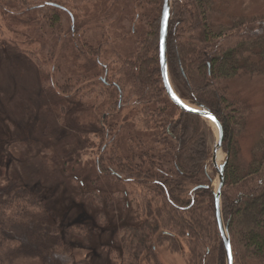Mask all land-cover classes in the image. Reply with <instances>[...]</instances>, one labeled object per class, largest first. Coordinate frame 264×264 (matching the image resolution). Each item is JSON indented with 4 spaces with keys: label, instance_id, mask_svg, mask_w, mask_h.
Returning <instances> with one entry per match:
<instances>
[{
    "label": "trees",
    "instance_id": "trees-1",
    "mask_svg": "<svg viewBox=\"0 0 264 264\" xmlns=\"http://www.w3.org/2000/svg\"><path fill=\"white\" fill-rule=\"evenodd\" d=\"M146 2L149 8L142 10L146 28L140 33L135 27V49L121 63L113 84L120 93L127 88L128 95L135 97L143 119L138 126L135 120L117 124L104 117L98 132L102 142L112 128L116 130L110 139L114 148L107 153L106 147L101 149L98 168H102L101 161H107L115 179L137 186L131 191L135 220L121 224L118 244L108 248L114 254V264H157V247L168 242L178 250V236L188 248L189 264L200 263L202 255L211 252L216 264H225L210 187L213 171H206L211 131L205 119L170 102L159 72L162 0ZM207 5L208 0H171L167 69L181 98L204 106L220 121L222 147L227 154L221 187L223 222L236 254L264 262V134L251 159L238 161V137L250 105L229 86L234 77H264V19L235 23L217 31L209 21ZM12 8L21 14L44 8L53 13L52 24L59 12L66 11L55 2L32 6L25 0H6L1 10L7 14ZM69 29L76 31L75 21ZM88 50L97 54L94 47ZM40 75L42 89L48 93L50 74L40 69ZM72 100L66 99L60 107L70 106ZM116 104L113 102L114 107ZM82 108L87 111L84 105ZM31 189L19 178L0 183V247L10 246L8 254L0 251V264L11 262L10 253L14 252L36 254L42 264H65L70 259L69 237L80 235L84 220L92 218L82 210L71 223L61 217L51 219L45 197H37ZM97 193L93 200L108 209L111 197ZM123 194L130 195L127 191ZM125 202L129 204L127 199ZM91 224L93 232L100 230L101 225ZM105 228L103 231H107ZM74 264L90 262L83 258Z\"/></svg>",
    "mask_w": 264,
    "mask_h": 264
},
{
    "label": "rangeland",
    "instance_id": "rangeland-1",
    "mask_svg": "<svg viewBox=\"0 0 264 264\" xmlns=\"http://www.w3.org/2000/svg\"><path fill=\"white\" fill-rule=\"evenodd\" d=\"M25 1L32 6L55 2L66 11L59 12L58 21L52 24L53 13L49 10L21 14L12 8L4 14L1 7L6 0H0V183L10 177L22 179L37 197H45L51 219L56 216L71 223L77 213L87 211L92 219L84 220L80 235L69 237L70 259L65 264L83 258L90 264H114V254L108 247L118 244L121 224L135 220V197L131 191L137 190V186L115 179L107 161H101L102 168H98L101 149L106 147L107 153V149L110 152L114 148V140L110 139L116 130L112 128L110 136L102 142L98 132L104 117L117 124L135 120L138 126L143 119L142 107L134 102L135 97L128 95L127 88L120 93L113 84L117 82L121 63L135 49V27L140 33L146 28L142 10L149 8L148 3L146 0ZM207 7L209 21L217 31L235 23L264 19V0H208ZM74 21L76 31L69 29ZM93 47L97 49L96 55L88 50ZM40 69L50 74L48 93L42 89ZM170 83L173 86L171 79ZM229 86L250 105L247 122L238 137V161L245 163L264 134V77H234ZM71 98L70 106L60 107ZM83 105L87 108L85 112ZM206 122L212 147L216 132ZM222 152L225 160L223 147ZM206 171H213L210 187L214 190L217 175L210 158ZM88 187L93 193L88 192ZM124 191L130 195L123 194ZM97 192L111 197L108 209L93 200ZM91 223L101 225L100 230L93 232ZM175 238L178 250L168 242L157 247L159 264H189L190 254L183 238ZM8 248L4 244L0 251L8 254ZM232 253L233 264H264L248 255L239 256L234 249ZM10 254L8 264H42L36 254ZM202 257L197 264H216L212 252Z\"/></svg>",
    "mask_w": 264,
    "mask_h": 264
},
{
    "label": "water",
    "instance_id": "water-1",
    "mask_svg": "<svg viewBox=\"0 0 264 264\" xmlns=\"http://www.w3.org/2000/svg\"><path fill=\"white\" fill-rule=\"evenodd\" d=\"M170 4L171 0H162L161 5V14L159 19V33H158V58H159V72L163 87L168 98L173 104H175L179 109L197 114L201 118L207 120L209 118L216 128V139L211 147V156L210 162L214 168L217 175V184L216 188L213 190L214 195V209H215V220L218 228L220 238L222 240L224 255H225V264H233V253L230 238L228 235L227 228L223 222L222 213H221V187L224 180V167L226 159L218 162L217 156L220 151H222L223 145V128L221 126L218 118L207 108L198 104H191L188 101H185L178 94H175L169 84V73L167 69V60H166V37H167V24L170 17ZM213 117L215 119H213Z\"/></svg>",
    "mask_w": 264,
    "mask_h": 264
},
{
    "label": "bare ground",
    "instance_id": "bare-ground-1",
    "mask_svg": "<svg viewBox=\"0 0 264 264\" xmlns=\"http://www.w3.org/2000/svg\"><path fill=\"white\" fill-rule=\"evenodd\" d=\"M169 84H170L172 90L174 91V93L176 94V92H175L173 86L171 85L170 81H169ZM206 119L211 123V125H212L214 131L216 132V128H215V126H214V123H213L209 118H206ZM223 157H224V153H223L222 151H220L219 154H218V156H217V160H218V162H221V160L223 159ZM215 182H216V184H217V181H216V180H215Z\"/></svg>",
    "mask_w": 264,
    "mask_h": 264
},
{
    "label": "snow or ice",
    "instance_id": "snow-or-ice-1",
    "mask_svg": "<svg viewBox=\"0 0 264 264\" xmlns=\"http://www.w3.org/2000/svg\"><path fill=\"white\" fill-rule=\"evenodd\" d=\"M213 119H215V118L213 117Z\"/></svg>",
    "mask_w": 264,
    "mask_h": 264
}]
</instances>
